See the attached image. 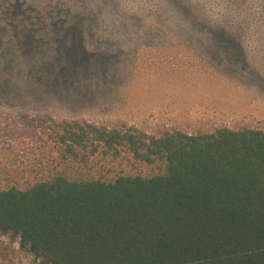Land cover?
Masks as SVG:
<instances>
[{
  "label": "trees",
  "instance_id": "1",
  "mask_svg": "<svg viewBox=\"0 0 264 264\" xmlns=\"http://www.w3.org/2000/svg\"><path fill=\"white\" fill-rule=\"evenodd\" d=\"M5 1V12L18 11ZM160 1L189 12L184 0ZM96 7L58 5L51 22L89 30ZM6 129L0 235L34 264H264V130L148 134L26 114Z\"/></svg>",
  "mask_w": 264,
  "mask_h": 264
},
{
  "label": "rangeland",
  "instance_id": "2",
  "mask_svg": "<svg viewBox=\"0 0 264 264\" xmlns=\"http://www.w3.org/2000/svg\"><path fill=\"white\" fill-rule=\"evenodd\" d=\"M14 1L19 9L11 13L0 0L6 131L21 114L125 123L148 134L264 130V0H184L186 15L160 0ZM58 5L95 11L98 5L100 22L89 30L59 27L51 22L59 19L52 12ZM217 32L237 41L214 42ZM12 143L0 131V162ZM0 264L34 263L17 241L0 235Z\"/></svg>",
  "mask_w": 264,
  "mask_h": 264
}]
</instances>
